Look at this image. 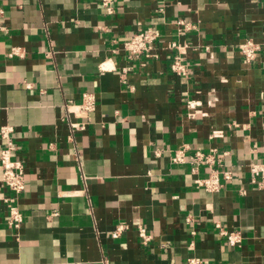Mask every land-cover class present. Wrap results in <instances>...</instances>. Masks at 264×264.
Returning <instances> with one entry per match:
<instances>
[{"label":"crops","instance_id":"0c3cea01","mask_svg":"<svg viewBox=\"0 0 264 264\" xmlns=\"http://www.w3.org/2000/svg\"><path fill=\"white\" fill-rule=\"evenodd\" d=\"M111 6L0 0V128L24 166L18 230L0 171V264H264V192L248 169L264 163V0ZM144 29L161 35L156 57L129 59L123 44ZM246 40L261 46L252 63L238 52ZM14 47L22 56H8ZM176 53L185 76L170 70ZM85 93L95 107L79 117L68 105ZM179 149L214 151V163H173ZM212 170L216 192L195 182Z\"/></svg>","mask_w":264,"mask_h":264},{"label":"built area","instance_id":"2783aa9c","mask_svg":"<svg viewBox=\"0 0 264 264\" xmlns=\"http://www.w3.org/2000/svg\"><path fill=\"white\" fill-rule=\"evenodd\" d=\"M103 7H105L108 13L113 12L111 6V0H100ZM3 15V10L0 8V17ZM178 26L184 27V21H178ZM185 29V27H184ZM161 39V35L157 30L154 29H144L139 30L133 34L126 42L123 44L126 56L129 59H136L140 57L153 58L156 57L154 54V47ZM169 48L177 49L175 43H170ZM261 51V46L252 42L251 40H246L238 45V52L242 58L247 63H252L255 61ZM179 51H177L178 53ZM174 55L173 61L170 65V70L172 73L185 76L187 74L186 67L182 61V57L177 54ZM9 57L22 56L21 50L19 48H11ZM189 107H193L194 104L187 102ZM74 107L76 110L75 115L79 117H87V115L94 110L95 99L92 95L85 93L82 97V102L79 105L73 106L68 105V107ZM84 128V123H73L71 124V129L82 130ZM12 128L1 127L0 128V139L2 140V146L0 147V171H1V181L4 187L10 193L9 195L2 197L1 201L5 206L6 211V221L10 228L18 230L23 223V216L17 205V197L24 189V166L20 159L14 158V152L16 151V145L11 138ZM222 136V131H214L211 134L212 138H219ZM215 152L204 154L202 152H196L192 155H186L183 149L175 151L171 161L173 163H186L191 165H208L212 166L214 163ZM250 180L252 184L264 192V163H251L249 164ZM223 179L230 180V171L221 172ZM218 172L212 170L210 175L206 178L196 180V184L202 187L208 192H216L220 189L221 185L218 180ZM61 196H72L73 192H62ZM216 227L219 229V234L227 239L229 245L234 246L241 242V232L240 231H225L220 228L218 224ZM126 225L119 224L112 231L111 237L118 238L122 232L126 229ZM138 235L141 237L143 243L148 241V236L146 235L143 228L138 229Z\"/></svg>","mask_w":264,"mask_h":264}]
</instances>
